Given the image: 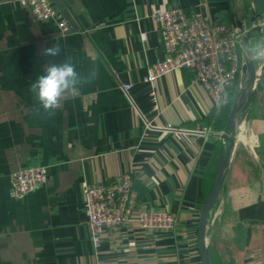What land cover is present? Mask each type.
Masks as SVG:
<instances>
[{"label":"crops","instance_id":"crops-1","mask_svg":"<svg viewBox=\"0 0 264 264\" xmlns=\"http://www.w3.org/2000/svg\"><path fill=\"white\" fill-rule=\"evenodd\" d=\"M156 7H184L224 23L249 16L247 0H72L79 28L63 32L15 0H0V264H201L198 217L226 119L215 127L208 94L185 68L157 78L153 109L144 77L164 56L151 19ZM55 43L62 49L57 61L71 55L79 71L99 74L46 119L36 114L29 86L51 59L43 49ZM263 84L245 134L236 135L227 190L211 213V264H264ZM232 99L233 89L229 105ZM245 135L256 141L254 151ZM38 165L47 168L46 181L10 196V174ZM125 172L136 195L130 217L165 210L176 223L150 229L133 219L106 230L94 248L81 183H108Z\"/></svg>","mask_w":264,"mask_h":264},{"label":"built area","instance_id":"built-area-1","mask_svg":"<svg viewBox=\"0 0 264 264\" xmlns=\"http://www.w3.org/2000/svg\"><path fill=\"white\" fill-rule=\"evenodd\" d=\"M15 1L29 8L35 19L54 20L61 31L71 30L70 24L51 0ZM151 19L156 25L164 54L163 58L148 67L144 77L153 109H157V78L175 68L191 72L208 94L214 108L225 106L242 65L239 32L235 24L214 21L210 16L184 7L153 8ZM141 37L145 39V34ZM129 87V83L122 85L125 91ZM203 132L210 133L207 128ZM47 173V168L42 165L16 169L10 174V196L21 197L34 191L46 181ZM81 185L86 226L94 248L98 247L106 230L133 219L139 226L150 229L173 228L176 223L175 216L165 210H141L136 218L130 217L136 207V195L129 172L108 183L96 184L84 179Z\"/></svg>","mask_w":264,"mask_h":264},{"label":"water","instance_id":"water-1","mask_svg":"<svg viewBox=\"0 0 264 264\" xmlns=\"http://www.w3.org/2000/svg\"><path fill=\"white\" fill-rule=\"evenodd\" d=\"M54 6L60 11L62 16L70 24L71 30L78 29L79 24L76 16L72 12L70 5L72 0H51ZM249 16L247 22L235 19L234 24L239 32L238 48L241 52L242 65L238 73L233 89V99L229 105L225 127L222 131L216 132L222 141L221 152L219 155L213 184L207 193L198 217L197 246L200 253L201 264H211L208 250L210 238V220L214 207L219 202L220 196L227 190V179L230 171L232 154L238 142L236 134L242 120L246 124V117L252 98L257 87L264 83V67L256 70L254 62L250 61L244 54L242 42L254 36L261 26H264V0H247ZM256 23L255 28L252 26ZM247 42V41H246ZM256 141L252 135H248L244 144H248L254 151ZM223 206L217 220L212 224V228L219 226L221 222ZM251 222V220H248ZM254 222V221H253Z\"/></svg>","mask_w":264,"mask_h":264},{"label":"clouds","instance_id":"clouds-1","mask_svg":"<svg viewBox=\"0 0 264 264\" xmlns=\"http://www.w3.org/2000/svg\"><path fill=\"white\" fill-rule=\"evenodd\" d=\"M61 51L58 43L43 49V54L51 59L43 73L29 86L30 93L40 106L36 114L42 118H52L65 99L78 94L82 87L91 84L99 74L98 68H91L86 73L79 71L71 55L57 61L55 58L60 56ZM243 51L250 61L264 62V37L247 43Z\"/></svg>","mask_w":264,"mask_h":264},{"label":"bare ground","instance_id":"bare-ground-1","mask_svg":"<svg viewBox=\"0 0 264 264\" xmlns=\"http://www.w3.org/2000/svg\"><path fill=\"white\" fill-rule=\"evenodd\" d=\"M255 26H256V23L252 26V28H255ZM260 37H264V26H263V25L261 26L260 30L254 34L253 37L248 38V39L246 40L247 42L244 41V42H242V44H243V45H244V44L246 45L247 43L253 41V40L256 39V38H260ZM254 66H255L256 70L259 71L261 68L264 67V62H254ZM244 125H245V122H244V120H242L241 123H240V125H239V128H238V130H237V134H236V135L239 136V135L242 134V132H243V130H244ZM247 136H248V135H245V141H246V139H247Z\"/></svg>","mask_w":264,"mask_h":264},{"label":"trees","instance_id":"trees-1","mask_svg":"<svg viewBox=\"0 0 264 264\" xmlns=\"http://www.w3.org/2000/svg\"><path fill=\"white\" fill-rule=\"evenodd\" d=\"M228 110H229V101L225 106L221 107L220 109L214 108L215 112H214L213 121L215 127L220 128L224 125L226 116L228 114Z\"/></svg>","mask_w":264,"mask_h":264},{"label":"rangeland","instance_id":"rangeland-1","mask_svg":"<svg viewBox=\"0 0 264 264\" xmlns=\"http://www.w3.org/2000/svg\"><path fill=\"white\" fill-rule=\"evenodd\" d=\"M262 85V84H261ZM264 85V84H263ZM245 125H244V130H243V132H242V136L245 134Z\"/></svg>","mask_w":264,"mask_h":264}]
</instances>
